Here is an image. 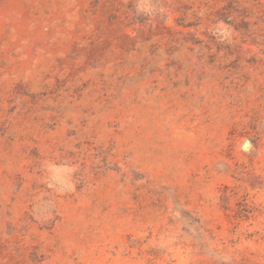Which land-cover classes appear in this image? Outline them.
I'll use <instances>...</instances> for the list:
<instances>
[{
  "label": "rangeland",
  "instance_id": "rangeland-1",
  "mask_svg": "<svg viewBox=\"0 0 264 264\" xmlns=\"http://www.w3.org/2000/svg\"><path fill=\"white\" fill-rule=\"evenodd\" d=\"M0 264H264V0H0Z\"/></svg>",
  "mask_w": 264,
  "mask_h": 264
}]
</instances>
